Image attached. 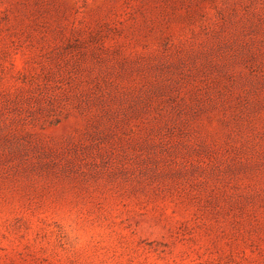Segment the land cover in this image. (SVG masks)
<instances>
[{
    "label": "rangeland",
    "instance_id": "obj_1",
    "mask_svg": "<svg viewBox=\"0 0 264 264\" xmlns=\"http://www.w3.org/2000/svg\"><path fill=\"white\" fill-rule=\"evenodd\" d=\"M0 264H264V0H0Z\"/></svg>",
    "mask_w": 264,
    "mask_h": 264
}]
</instances>
